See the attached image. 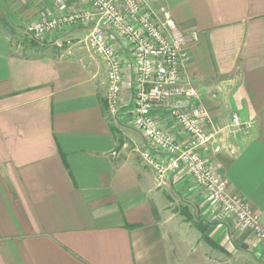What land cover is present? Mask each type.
I'll return each instance as SVG.
<instances>
[{
  "label": "crops",
  "instance_id": "0c3cea01",
  "mask_svg": "<svg viewBox=\"0 0 264 264\" xmlns=\"http://www.w3.org/2000/svg\"><path fill=\"white\" fill-rule=\"evenodd\" d=\"M72 3L70 10L90 7ZM149 5L156 12L166 6L179 31L198 33L182 69L208 112L206 129L227 126L233 113L254 120L237 153L209 145L203 156L264 223V0ZM55 9L51 0H0V264H264L255 233L211 206L187 171L161 183L143 159L156 148L126 114L134 95L127 50L125 109L112 124L107 75L84 53L18 47L14 33ZM89 32L74 26L58 37ZM29 37L54 44L50 35ZM156 117L189 140L166 108Z\"/></svg>",
  "mask_w": 264,
  "mask_h": 264
},
{
  "label": "built area",
  "instance_id": "2783aa9c",
  "mask_svg": "<svg viewBox=\"0 0 264 264\" xmlns=\"http://www.w3.org/2000/svg\"><path fill=\"white\" fill-rule=\"evenodd\" d=\"M55 11L29 27L38 39L52 36L54 44L64 45L59 33L69 27L90 29L86 39L107 69L108 108L113 117L124 109V51L134 67L133 99L126 109L131 125L143 134L155 151L147 148L142 157L156 172L159 182H167L178 171H187L200 186L211 206L236 219L242 230H251L264 244V223L244 199L229 193V183L206 162L203 151L225 149L237 153L239 141L254 128V120L233 113L230 123L207 130V110L199 103V94L183 76V60L188 43L198 40V33L181 32L166 6L154 11L153 0H84L89 8L70 10L74 0H51ZM69 42V40H66ZM166 108L175 126L189 137L181 142L156 117V110Z\"/></svg>",
  "mask_w": 264,
  "mask_h": 264
},
{
  "label": "rangeland",
  "instance_id": "374dc122",
  "mask_svg": "<svg viewBox=\"0 0 264 264\" xmlns=\"http://www.w3.org/2000/svg\"><path fill=\"white\" fill-rule=\"evenodd\" d=\"M14 39L16 40V42L20 44V46H18L20 49L22 50H43L46 48H51V50L53 51H60V50H70V55H72V52H80V53H84L85 56L88 57V59L90 60V62L93 64V66L95 68H98L99 71V75L102 77H105L107 75V70L106 68H104L103 63L101 62V60L98 58L97 55L94 54L92 47L90 45V43L88 42V40L85 37L82 38H67L69 39V42H67L66 40H64V45L63 46H58L57 44H53L49 43L47 40L39 42L31 40V38L29 37V32L28 30H22L20 31L19 34H15L14 33ZM47 43H49L48 45H46ZM17 44V45H19ZM107 89V88H106ZM106 117L107 120L110 121L112 124H116L115 123V118L113 116L110 115L109 112L106 111Z\"/></svg>",
  "mask_w": 264,
  "mask_h": 264
},
{
  "label": "trees",
  "instance_id": "16d2710c",
  "mask_svg": "<svg viewBox=\"0 0 264 264\" xmlns=\"http://www.w3.org/2000/svg\"><path fill=\"white\" fill-rule=\"evenodd\" d=\"M112 128H113L114 133L117 134V136H118V139H119V147H120L123 144V139L121 138V135L122 134L120 133V130L115 125H113ZM187 218H190V216L187 215ZM200 228H201V231L204 233L205 232V228L204 227H201V226H200Z\"/></svg>",
  "mask_w": 264,
  "mask_h": 264
}]
</instances>
